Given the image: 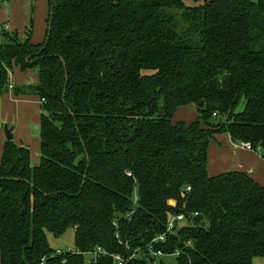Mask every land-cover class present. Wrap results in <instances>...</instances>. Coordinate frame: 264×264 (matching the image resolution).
Instances as JSON below:
<instances>
[{
    "label": "trees",
    "instance_id": "1",
    "mask_svg": "<svg viewBox=\"0 0 264 264\" xmlns=\"http://www.w3.org/2000/svg\"><path fill=\"white\" fill-rule=\"evenodd\" d=\"M49 9L42 44L32 42L34 7L25 39L1 30L0 95L14 69L37 71V84L14 93L38 97L42 113L37 165L26 146L3 149L0 264H86L98 247L124 257L142 247L128 264H149L147 245L184 213L154 251L179 252L178 264L264 259V187L244 172L207 171L219 134L264 159V0H49ZM190 106L197 119L175 123ZM69 229L77 254L58 255L48 235Z\"/></svg>",
    "mask_w": 264,
    "mask_h": 264
},
{
    "label": "rangeland",
    "instance_id": "2",
    "mask_svg": "<svg viewBox=\"0 0 264 264\" xmlns=\"http://www.w3.org/2000/svg\"><path fill=\"white\" fill-rule=\"evenodd\" d=\"M39 2V3H38ZM32 3V0H0V6L7 9L10 8V10L13 9V13L15 15L20 13H28L29 19H30V5ZM49 0H35V14H34V33L33 38L36 35L35 38H37V41H40L41 44L45 40L46 35V19L49 16ZM28 21L19 20V23H16L15 25H12V30L17 32L19 36H21L22 39L23 36L25 37V27L28 25ZM12 23V22H11ZM1 44L6 43L5 39H1ZM15 70V69H14ZM27 75H21L20 73H17V71H14V75L12 76V82H13V89H9L10 93L14 92V88L22 85H31V83L35 82V76L32 70H28ZM5 93V92H4ZM2 94L1 96H5L7 94ZM10 96V95H9ZM13 98V97H12ZM5 100L3 102V105L1 106L0 103V157L2 155L3 151V144L7 142L6 131L5 128L8 127L9 129H14L13 141L17 145H23L27 146L31 150V160L32 165L35 166L39 163L40 160V117L42 113L41 109V100L35 96L34 107L35 110L32 111L31 114L26 113L25 110L17 111L16 109H13L11 111L10 107L11 105L5 106ZM40 101V102H38ZM12 104H15L11 102ZM242 104H240L238 111H241ZM180 114V110L178 111L177 115ZM176 115V116H177ZM180 121L178 117H175L174 122ZM6 139V140H5ZM48 240L51 245V247L55 251H62L63 253L75 251V231L74 229H69L62 237L55 238L52 235H48ZM65 247L62 249V247ZM89 258V256H87ZM164 264H178L177 262V255H171V256H164L160 258ZM160 264V261H159ZM254 264H264L263 258H255Z\"/></svg>",
    "mask_w": 264,
    "mask_h": 264
},
{
    "label": "crops",
    "instance_id": "3",
    "mask_svg": "<svg viewBox=\"0 0 264 264\" xmlns=\"http://www.w3.org/2000/svg\"><path fill=\"white\" fill-rule=\"evenodd\" d=\"M32 7H34V11H35V0H32V3L30 5V13H31ZM48 17L46 19L47 29H48V23H47ZM20 19L24 21H28L29 20L28 13L27 14L20 13V14L15 15L13 13V9L10 10L8 6H7V9L0 6V41L2 39V36H1L2 28L7 30L8 32H15L12 30V25L19 23ZM26 27H25V33H26ZM47 29H46V34H47ZM19 37L21 38V36ZM35 37L36 35L34 36V38L32 37V42L35 44H41V42L37 41L36 40L37 38ZM23 38L25 37L23 36ZM45 38H46V35H45ZM15 70L17 71V73H20L21 75H27V73L21 72L18 68H16ZM32 72L34 73V76H35V82L31 83V85H35L38 82L37 71L32 70ZM12 76L10 80V85H13ZM4 94H7V95L5 96L0 95L1 106L3 105L4 99H6L5 106L11 105L10 107L11 111L17 108V111L25 110L27 114L28 112L29 114H31L32 111L36 109L34 107V102H36L35 96L17 97L14 92L10 93V90L5 91ZM11 102L15 104H12ZM176 115L175 117H178L180 121H176L175 123L185 122L187 124H190L195 119H197L198 112H197L196 107L190 106V107L180 109V114H178L177 116ZM175 117H174V120H175ZM13 132H14V129H13ZM5 138L7 139L6 136ZM4 146L5 144H3V149H4ZM20 146H23V145H20ZM1 158H2V155L0 157V163H1ZM207 171L210 177H215V176H218L224 173H229V172H244L248 174L258 184L264 187V159L262 157V150L261 149H258L256 151L247 150L244 147L243 143L234 142L231 139L230 135L227 133L219 134L215 137L214 140L211 141L209 151H208Z\"/></svg>",
    "mask_w": 264,
    "mask_h": 264
},
{
    "label": "built area",
    "instance_id": "4",
    "mask_svg": "<svg viewBox=\"0 0 264 264\" xmlns=\"http://www.w3.org/2000/svg\"><path fill=\"white\" fill-rule=\"evenodd\" d=\"M9 88L13 89V86L10 85ZM244 147L247 150H250V151L253 150V148L250 144H244ZM190 190H191L190 188L187 189V191H190ZM134 201L135 202L137 201L136 197H135ZM186 219H187V215L185 213L179 214V215L173 217L168 223L166 233L158 236L150 244L147 245V250L149 251V255L153 257L152 260L149 259V264H159V261H160V264L163 263L160 258H162L166 255L162 251H154V245L155 244H165L167 242L168 234L173 233L174 231L177 230V228L182 227L184 225V223L186 222ZM113 224H114V226H116L118 228V224L116 221ZM116 238L120 240V232L119 231L116 233ZM120 243H122V242L120 241ZM126 246H127V248H129L128 244ZM143 252H144L143 248L138 247L135 250H133L132 252L130 251V254L128 255V257H124L120 254H110L109 252H107L103 248L98 247L93 252L85 254L86 264H97L98 260L102 257L112 258L114 261V264H128L130 261L144 255ZM62 253H63L62 251H58V255L62 254ZM67 253L77 254L76 251H74V252L71 251V252H67ZM179 254H180L179 252L176 253V255H179ZM87 256H89V258H87ZM46 262H47V259L44 258L40 264H47Z\"/></svg>",
    "mask_w": 264,
    "mask_h": 264
},
{
    "label": "water",
    "instance_id": "5",
    "mask_svg": "<svg viewBox=\"0 0 264 264\" xmlns=\"http://www.w3.org/2000/svg\"><path fill=\"white\" fill-rule=\"evenodd\" d=\"M9 90V88H6V90L5 91H8ZM204 106V103H200L199 105H198V107L199 108H202ZM5 131H6V137H7V140L8 141H11V140H13V129H9L8 127H6L5 128ZM65 247L63 246L62 247V249H64ZM161 264H163V263H161Z\"/></svg>",
    "mask_w": 264,
    "mask_h": 264
}]
</instances>
